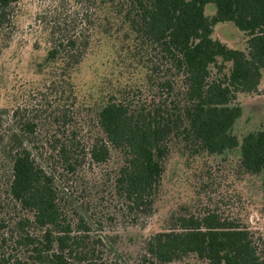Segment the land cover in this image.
<instances>
[{
    "label": "trees",
    "instance_id": "1",
    "mask_svg": "<svg viewBox=\"0 0 264 264\" xmlns=\"http://www.w3.org/2000/svg\"><path fill=\"white\" fill-rule=\"evenodd\" d=\"M19 2L0 0V32ZM58 2L38 19L54 104L26 121L14 112L18 130H0L11 154L5 191L20 212L0 220V264H264L247 227L210 211L174 213L136 252L118 235L153 217L174 153L239 150L243 172L264 179V131L233 132L238 94L257 93L263 77L264 0ZM222 22L246 35L245 51L213 37ZM112 52L136 84L109 83L93 104L81 101L78 69Z\"/></svg>",
    "mask_w": 264,
    "mask_h": 264
},
{
    "label": "rangeland",
    "instance_id": "2",
    "mask_svg": "<svg viewBox=\"0 0 264 264\" xmlns=\"http://www.w3.org/2000/svg\"><path fill=\"white\" fill-rule=\"evenodd\" d=\"M56 5H59L58 0L57 3L55 0H20L13 22L0 32V130L7 136L11 135L10 127L18 130L20 126L16 125L14 112H19V120L26 121L41 116L42 112H50L49 106L54 104L51 67L42 72L38 67L49 47L38 19ZM215 13L214 4L205 7L207 16ZM213 37L232 49L245 51L247 48L246 35L232 22L216 24ZM123 75L115 52L88 56L74 76L81 101L93 104L111 88L109 83L132 85L140 77L138 73ZM237 103L243 113L234 126V134L241 139L250 132L264 131V71L258 92L238 94ZM8 145L0 146V220L7 222L20 213L5 191L11 173ZM239 157V150L200 158L180 153L171 155L166 161L156 212L148 224L125 230L118 228L120 247L136 252L144 238L167 228L168 219L174 213L200 215L210 211L247 227L264 258V179L261 175L244 173ZM187 262L209 264L194 256Z\"/></svg>",
    "mask_w": 264,
    "mask_h": 264
}]
</instances>
